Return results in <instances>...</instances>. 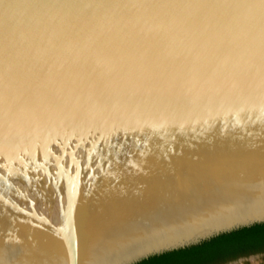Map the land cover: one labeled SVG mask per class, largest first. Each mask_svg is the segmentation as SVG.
Here are the masks:
<instances>
[{
	"label": "water",
	"instance_id": "1",
	"mask_svg": "<svg viewBox=\"0 0 264 264\" xmlns=\"http://www.w3.org/2000/svg\"><path fill=\"white\" fill-rule=\"evenodd\" d=\"M262 224L264 0H0V264Z\"/></svg>",
	"mask_w": 264,
	"mask_h": 264
},
{
	"label": "trees",
	"instance_id": "2",
	"mask_svg": "<svg viewBox=\"0 0 264 264\" xmlns=\"http://www.w3.org/2000/svg\"><path fill=\"white\" fill-rule=\"evenodd\" d=\"M264 253V224L222 235L188 249L150 258L139 264H225Z\"/></svg>",
	"mask_w": 264,
	"mask_h": 264
},
{
	"label": "rangeland",
	"instance_id": "3",
	"mask_svg": "<svg viewBox=\"0 0 264 264\" xmlns=\"http://www.w3.org/2000/svg\"><path fill=\"white\" fill-rule=\"evenodd\" d=\"M225 264H264V253L242 257Z\"/></svg>",
	"mask_w": 264,
	"mask_h": 264
}]
</instances>
